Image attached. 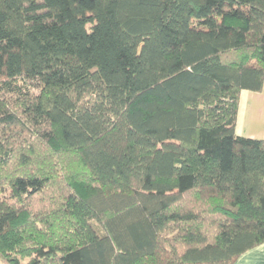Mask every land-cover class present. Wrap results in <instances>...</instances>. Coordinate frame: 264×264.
I'll return each mask as SVG.
<instances>
[{
    "label": "trees",
    "instance_id": "trees-1",
    "mask_svg": "<svg viewBox=\"0 0 264 264\" xmlns=\"http://www.w3.org/2000/svg\"><path fill=\"white\" fill-rule=\"evenodd\" d=\"M264 0H0V264H232L264 242Z\"/></svg>",
    "mask_w": 264,
    "mask_h": 264
},
{
    "label": "crops",
    "instance_id": "crops-1",
    "mask_svg": "<svg viewBox=\"0 0 264 264\" xmlns=\"http://www.w3.org/2000/svg\"><path fill=\"white\" fill-rule=\"evenodd\" d=\"M236 134L264 139V83L261 91L240 92ZM232 264H264V242L246 250Z\"/></svg>",
    "mask_w": 264,
    "mask_h": 264
}]
</instances>
